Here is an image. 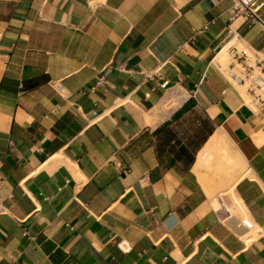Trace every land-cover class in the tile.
Segmentation results:
<instances>
[{
    "label": "crops",
    "instance_id": "0c3cea01",
    "mask_svg": "<svg viewBox=\"0 0 264 264\" xmlns=\"http://www.w3.org/2000/svg\"><path fill=\"white\" fill-rule=\"evenodd\" d=\"M233 5L0 0V264H264V111L217 65ZM218 130L247 168L210 199Z\"/></svg>",
    "mask_w": 264,
    "mask_h": 264
},
{
    "label": "built area",
    "instance_id": "2783aa9c",
    "mask_svg": "<svg viewBox=\"0 0 264 264\" xmlns=\"http://www.w3.org/2000/svg\"><path fill=\"white\" fill-rule=\"evenodd\" d=\"M233 1L234 5L229 12V24L227 26L229 40L224 46L230 58L228 68L224 69L219 63L217 65L229 81L240 90L244 103L254 113H261L264 111V56L238 38L233 22L240 16H249L254 22L264 25V21L259 14L263 2L252 4L248 0ZM146 75L151 77V74ZM104 78V75L101 76L93 88L102 84ZM168 84L169 81L165 80L162 86L166 87ZM242 90L246 97L243 95ZM119 247L126 252L130 250L124 243H120Z\"/></svg>",
    "mask_w": 264,
    "mask_h": 264
},
{
    "label": "bare ground",
    "instance_id": "6f19581e",
    "mask_svg": "<svg viewBox=\"0 0 264 264\" xmlns=\"http://www.w3.org/2000/svg\"><path fill=\"white\" fill-rule=\"evenodd\" d=\"M227 59L230 58L225 49L219 54L217 63L227 69L228 64L225 63ZM242 93L245 96L243 90ZM246 168L247 162L237 150L234 142L225 132L218 130L198 154L194 169L209 198L215 199L229 190Z\"/></svg>",
    "mask_w": 264,
    "mask_h": 264
},
{
    "label": "rangeland",
    "instance_id": "374dc122",
    "mask_svg": "<svg viewBox=\"0 0 264 264\" xmlns=\"http://www.w3.org/2000/svg\"><path fill=\"white\" fill-rule=\"evenodd\" d=\"M228 61H229V60L227 59L225 63L228 64ZM228 197H229V196H228ZM229 198H230V197H229ZM230 199H231V198H230ZM231 201H232V199H231Z\"/></svg>",
    "mask_w": 264,
    "mask_h": 264
}]
</instances>
